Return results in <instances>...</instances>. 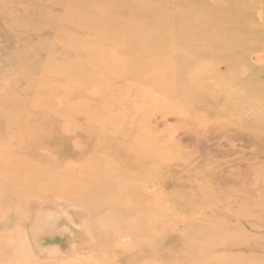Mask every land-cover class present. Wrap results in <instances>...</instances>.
I'll list each match as a JSON object with an SVG mask.
<instances>
[{"label": "rangeland", "instance_id": "1", "mask_svg": "<svg viewBox=\"0 0 264 264\" xmlns=\"http://www.w3.org/2000/svg\"><path fill=\"white\" fill-rule=\"evenodd\" d=\"M97 1L0 0V264H264V0Z\"/></svg>", "mask_w": 264, "mask_h": 264}, {"label": "bare ground", "instance_id": "2", "mask_svg": "<svg viewBox=\"0 0 264 264\" xmlns=\"http://www.w3.org/2000/svg\"><path fill=\"white\" fill-rule=\"evenodd\" d=\"M103 0H100V1H97V3H96V7H95V9L96 10H98V12H100L101 10H102V6H103V2H102ZM159 1H161V0H159ZM117 8H119L118 10L120 11V13L123 15V18L126 20V19H128V14H127V6H126V3H124V1H121V2H119L118 4H117ZM77 12L80 14V15H82V16H85V15H87V14H89V12H88V10L87 9H85V8H78V10H77ZM210 15H212L213 16V13H211L209 10H205V13H204V20H202V21H198V20H196L195 18L193 19H191V18H186L187 16H184V17H181L182 18V23H184L186 26H189V27H197L198 28V24H199V27L202 29L203 27V25H204V23L206 22V21H209V19L210 18H212V16H210ZM162 17V13H160V12H157V13H151V14H147L146 16H145V18H146V20L147 21H150V22H153V21H155V22H157L160 18ZM225 18V17H224ZM211 20V19H210ZM198 22V23H197ZM220 22H223V21H220ZM207 23V22H206ZM142 27V28H141ZM129 29H131V28H129ZM133 30V29H132ZM135 30V31H134ZM134 30H133V33H132V31H130L129 30V33L131 32L133 35L134 34H136L137 35V37H132V38H130V40L132 41V43H133V46H135V48H136V52H146V53H148V54H150V51H151V55H153V56H150V57H153L154 58V56H156L158 53L157 52H159V49H155V50H151V47L150 46H152L153 45V43H151L149 40H148V38H147V28H145L144 29V27L143 26H139V27H137V29L136 28H134ZM169 30H163V32H162V35L163 36H166V35H168L169 34V32H168ZM188 32H189V28H188ZM188 32H180L179 34L181 35V37H182V39H185V42L184 43H186L185 45L186 46H188V47H191V48H193V49H209L208 47H210L212 44H213V42H214V40H217V39H219V38H217V39H214L215 38V35H214V37H213V39L214 40H209L208 39V41H205L204 39H202V38H200V39H195L194 37L193 38H190L188 35H186ZM210 32V31H209ZM190 33V32H189ZM118 35H119V33H117ZM190 35V34H189ZM210 37H212V36H210ZM249 37V36H248ZM209 38V37H208ZM216 42V41H215ZM231 42V41H230ZM178 43V42H177ZM218 43V42H217ZM222 44V43H221ZM229 44V43H228ZM128 45H129V43H128ZM130 45H132V44H130ZM185 45L184 44H180V43H178L177 45H168L167 47H162V49H160V50H168V52H159V55L161 54V60H159V61H162V60H167V59H170V58H174L177 54H178V56L179 57H182L183 56V50L185 49ZM217 45V44H216ZM244 45V44H243ZM82 46H84V45H82ZM133 46L131 47V48H133ZM211 48V47H210ZM177 50V53H173L172 51H170V50ZM211 49H216V48H211ZM211 49H209V50H211ZM235 49V48H234ZM157 50V51H156ZM219 50H221V48H219ZM231 50V49H230ZM233 50V49H232ZM216 52V51H215ZM107 54V53H106ZM137 54V53H136ZM211 54V53H210ZM139 55V54H138ZM218 55H219V53L217 52V56L216 57H212L211 59L212 60H215V61H217V59L218 58H220V57H218ZM86 56H87V54H86ZM123 56H126L127 57V55H123ZM123 56H120V58L121 57H123ZM99 58H100V56H98ZM101 57H102V55H101ZM105 57V56H104ZM107 57H109V58H113L114 59V57L115 58H119V57H116L115 55H114V57H113V55L112 54H110V53H108L107 54ZM150 57H149V59H150ZM103 58V57H102ZM122 59V58H121ZM124 59H126L127 60V58H125L124 57ZM155 63V62H154ZM132 65V64H131ZM137 65V64H136ZM135 65V69L137 70V68H138V66H136ZM129 66H130V64H129ZM131 67H134L133 65L131 66ZM131 67H129L130 69L128 70V71H131L133 68H131ZM199 67H195V69L193 70V71H191V78H192V81H193V79H194V77L195 76H198V75H200V74H203L204 73V71L203 70H199L198 69ZM115 69V68H114ZM126 69V71H127V67L125 68ZM111 70V69H110ZM135 70V71H136ZM134 71V70H133ZM133 71H131V72H133ZM134 71V72H135ZM113 72H115L114 70H113ZM124 72H125V70H124ZM133 72V73H134ZM166 72V71H165ZM117 73V72H116ZM119 73V72H118ZM174 73H178V72H174ZM193 73V74H192ZM135 74H138L137 73V71H136V73ZM195 74H197V75H195ZM165 75V74H164ZM192 75H195V76H193L192 77ZM166 76V75H165ZM168 76H170V75H168ZM196 79V78H195ZM194 79V80H195ZM175 81H177V80H175ZM179 82H182V81H179ZM194 82V81H193ZM43 106V105H42ZM198 235V234H197Z\"/></svg>", "mask_w": 264, "mask_h": 264}]
</instances>
